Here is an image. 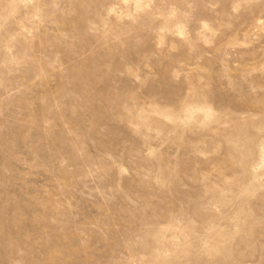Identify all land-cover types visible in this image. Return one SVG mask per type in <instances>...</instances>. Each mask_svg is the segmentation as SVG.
<instances>
[{
  "label": "rangeland",
  "instance_id": "obj_1",
  "mask_svg": "<svg viewBox=\"0 0 264 264\" xmlns=\"http://www.w3.org/2000/svg\"><path fill=\"white\" fill-rule=\"evenodd\" d=\"M0 264H264V0H0Z\"/></svg>",
  "mask_w": 264,
  "mask_h": 264
}]
</instances>
